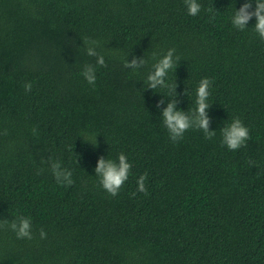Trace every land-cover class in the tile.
Segmentation results:
<instances>
[{"label": "trees", "instance_id": "obj_1", "mask_svg": "<svg viewBox=\"0 0 264 264\" xmlns=\"http://www.w3.org/2000/svg\"><path fill=\"white\" fill-rule=\"evenodd\" d=\"M198 2L190 16L184 0H0V224L29 217L33 236L0 227V264H264V40L255 17L231 23L245 0ZM170 48L177 108L194 109L201 78L213 81L212 139L190 128L173 142L163 124L174 97L147 75ZM133 56L147 65L125 68ZM234 117L250 138L229 150L220 129ZM120 153L132 167L112 196L95 167Z\"/></svg>", "mask_w": 264, "mask_h": 264}, {"label": "clouds", "instance_id": "obj_2", "mask_svg": "<svg viewBox=\"0 0 264 264\" xmlns=\"http://www.w3.org/2000/svg\"><path fill=\"white\" fill-rule=\"evenodd\" d=\"M187 8V12L190 16H196L200 13L202 5L198 0H184ZM253 0H245V2L238 8H235V12L231 18L232 25L237 30H244L248 22L255 17L254 30L258 33L259 37L264 40V0H255V8L252 10ZM83 44L86 46V52L89 56L96 57V64L99 66H105L104 56L96 51L99 46V41L84 38ZM175 49H168L167 52L161 56L151 66V70L147 75L148 88H165L168 89L167 96L170 98L167 103V107L162 111L163 124L167 128L170 138L173 142L183 139L184 133L190 128L201 130L206 139H212L216 135V131L209 128V116L207 110L210 106L208 98L210 96V87L212 85V79L203 77L198 83L196 89V107L189 109L187 112L177 108V92L176 83L170 84L167 82L168 73L175 70L179 57L174 56ZM156 58V53H153V59ZM148 61L144 56H133L131 60L127 58L124 61V67L133 70L145 67ZM96 67L92 64H86L83 68L82 75L86 79L89 85L95 86L96 82ZM26 91H31V82H26ZM161 100L157 104H162ZM221 131V143L226 145L229 150H237L241 146L245 145V142L250 138L249 129L241 121L239 117H234L231 122L220 129ZM35 132V129H33ZM96 143V137L94 138ZM93 143V142H92ZM95 143H93L95 145ZM51 162V171L60 184L71 185L72 184V172L65 167H62L59 160H52L51 157L45 161L43 158L42 163ZM132 165L128 162L127 157L120 153L118 155V161L105 158L101 156L95 167L96 176L99 177L101 186L112 196H116L119 190L124 185V182L128 179L129 171ZM42 171V169H41ZM147 179V173L141 175L137 180L139 192L147 194V188L145 187V180ZM10 227L16 233L18 239L27 238L31 240L32 225L29 217L18 216L16 219L9 223L6 219L0 227ZM40 238H46L47 234L43 228L40 229Z\"/></svg>", "mask_w": 264, "mask_h": 264}]
</instances>
